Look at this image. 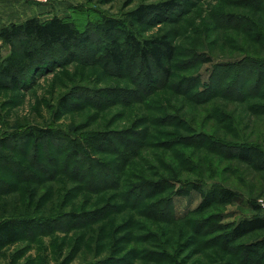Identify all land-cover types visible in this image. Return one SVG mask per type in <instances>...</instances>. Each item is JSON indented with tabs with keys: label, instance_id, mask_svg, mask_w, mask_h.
I'll return each instance as SVG.
<instances>
[{
	"label": "rangeland",
	"instance_id": "1",
	"mask_svg": "<svg viewBox=\"0 0 264 264\" xmlns=\"http://www.w3.org/2000/svg\"><path fill=\"white\" fill-rule=\"evenodd\" d=\"M12 1L28 9L26 13L20 11L24 15L71 19L80 29H87L93 41L77 56L64 57L57 51L50 68L34 71L32 77L28 73L26 87L0 88V139L16 128L30 127L56 128L67 137L60 145L49 140L39 143L41 161L54 164L48 161L49 152L59 163L53 170L67 171L50 182L38 186L20 182L22 171L14 173L9 165L3 167L9 170L0 171V178L9 182L6 186L12 184L0 192V219L11 213L17 217H51L60 208L83 211L106 202L114 205L95 223L70 229L38 226L4 246L0 264H254L251 254L243 250L261 240L264 231L233 242L229 241L228 231L244 217L264 215V166L238 156V148L243 146L264 150V99L260 96L264 86L256 87L258 66H253L255 77L237 98L231 95L196 100L192 96L196 90L186 93L180 80L192 76L201 89L218 62L236 60L245 50H256L264 60L263 0H188L179 13L141 26L139 31L144 36L164 32L171 35L178 54L168 84L149 94L142 92L138 100L133 86L134 80L144 82L138 70L145 73L143 63H138L135 70L123 69L118 75L115 68L107 69L102 59L96 61L101 57L97 45H102L97 21L103 15L122 18L141 2L161 0ZM250 15L254 23H259L262 42L247 33L251 25L243 19ZM22 16H18V22L24 20ZM10 50L3 47L2 55ZM203 56H212L214 61L190 62ZM247 74L252 78L249 70ZM112 131L122 132L127 140L115 139L113 151L96 154L100 159L123 164L119 153L130 152V161L119 171L120 192L113 188L80 190L83 180L76 178L93 169L85 162L84 153L79 156L82 172H74L73 156L67 165L68 139L87 140L88 135ZM134 143L140 147L135 148ZM24 157L19 153L17 159L25 166ZM160 180L173 182L172 189L149 193L148 181ZM194 181L208 192L207 199L198 190L178 194L184 182ZM218 185L231 188L234 199L215 201L210 192ZM51 188L54 196L46 198ZM169 195L172 202L165 207L163 199ZM160 204V215L168 218L154 215ZM255 204L260 207L258 212Z\"/></svg>",
	"mask_w": 264,
	"mask_h": 264
},
{
	"label": "trees",
	"instance_id": "2",
	"mask_svg": "<svg viewBox=\"0 0 264 264\" xmlns=\"http://www.w3.org/2000/svg\"><path fill=\"white\" fill-rule=\"evenodd\" d=\"M187 3L188 0L141 2L125 13L122 18L103 15L97 21V30L102 35V45H97L99 51H101V57L97 58L96 61L102 59L105 67L107 69H110V67L115 68L116 72H113L118 73V75L121 74L123 69L135 70L138 65L143 63L145 73L140 69L138 70L143 74L144 82L134 80L135 84L133 86V94H135L137 100L140 99L139 96L142 92L149 94L168 84L173 73L172 63L178 54V46L167 32L144 36L141 35L139 28L143 25L150 26L162 22L166 17L179 13L186 7ZM263 9L264 6L262 5L260 11L263 12ZM243 20V23L249 22L251 25L247 32L250 38L253 37L252 39L262 42L261 32L257 29V27L260 28L259 23L253 22V16L250 15L249 18ZM0 41V88L11 86L19 88L21 86L26 87L27 81L30 80L29 76L32 77L34 71L35 73L43 72L50 68L49 65L53 63V59H57L55 54L57 51L62 53L64 57L77 56L80 49H86L93 38L87 29H80L71 19L58 15L43 19L36 15L30 16L21 22L5 24L0 30ZM5 46L10 47L11 50L9 53L2 55L1 49ZM244 53L236 60L218 62L209 72V78L201 89L197 88L198 83L191 79L192 76L182 77L180 81L181 84L185 85V92L188 93L189 90L195 89L196 93L192 96L196 100H207L212 97L220 98L221 96L228 98L234 96L237 98V95L242 94L241 91L247 88L248 82L254 79V65L258 66V74L256 73L255 79L259 84H256V87L258 85L262 89L264 86V60L259 58L260 55L256 50H245ZM199 61L207 63L213 62L214 59L212 56H203L202 59L194 57L190 60L193 63L192 65ZM248 70L252 78L247 74ZM139 71L138 75H140ZM28 73L29 76H27ZM260 96L264 99V93H261ZM66 138L59 129L52 127L16 128L0 139V171L9 170L3 168L9 165L11 172H23L22 178L19 179L20 182H24V180L34 182L37 186L44 184L46 181H52L54 176L59 173L67 174L64 168L62 170L57 169V171L53 170L56 169L59 163L57 159L50 157L49 152H46L48 161L49 163L53 161L54 164H48L46 161L42 162L40 159L41 149H39L40 142L49 140L60 145ZM115 139L121 142L127 140L122 132L115 131L100 133V135H88L87 140L80 138L78 140L68 139L67 165L71 162L73 156L75 158L73 159L75 161L74 172H82L83 164L80 163L79 156L84 153L85 162L93 169L76 178L80 181L83 180L82 185L79 184L78 186L80 190L88 188L87 190L100 191L113 188L115 191L120 192L122 181L121 172L119 171L122 165L130 161V152L126 150L119 153L122 155L123 160L120 163L123 164H115L113 160L100 159L102 157L96 154L98 152L113 151L111 146L115 144ZM132 146H135V148L140 147L139 143H134ZM126 147L130 148L129 145ZM2 149L10 151L11 154L1 152ZM238 149L239 158L242 157L245 161L256 166H264L263 149L256 146H243ZM19 153H23L25 156L23 159L27 160L25 166L24 162L17 159ZM47 167H51L50 169L53 172H50L51 170L49 171ZM27 174L29 176L25 178ZM13 177L18 179L14 174ZM176 180H179V178ZM8 183L3 177L0 178L1 193L11 187L10 184L12 183L6 186ZM172 183L169 180L167 183H163L161 180L160 182L148 181L149 193H164L166 190L172 189ZM130 184L128 183V185ZM193 190L200 191L205 199L209 196L208 192L203 190L201 184L195 181L191 183L184 182L183 187L179 188L178 194L189 195ZM212 191L210 193L215 195L214 200L219 202L232 201L236 196L235 192L226 186L218 185ZM53 194L51 188L46 193V198L54 196ZM123 199L126 201L127 198ZM163 202L165 207H169L172 202L170 195L166 199L164 198ZM113 205L106 202L100 207L83 211H63L60 208V211L51 217L50 215L17 217L11 213L8 217L0 219V250L4 246L21 239L25 233H31L38 226H57L58 228L70 229L78 225L95 223V221L103 218L113 208ZM160 206L161 204L156 206L155 216L160 217L162 215L159 211ZM259 208L258 205H254L256 212L259 211ZM162 217L168 218L169 216L162 215ZM220 227L222 229L223 226L220 225ZM259 231H264V215L257 213L252 217H244L234 222L228 231L229 241L233 242ZM243 251L246 254H251V260L254 264H264V236ZM88 264L96 263L91 262Z\"/></svg>",
	"mask_w": 264,
	"mask_h": 264
},
{
	"label": "crops",
	"instance_id": "3",
	"mask_svg": "<svg viewBox=\"0 0 264 264\" xmlns=\"http://www.w3.org/2000/svg\"><path fill=\"white\" fill-rule=\"evenodd\" d=\"M20 4H21L20 2H15L12 0H0V30L5 24H8L10 22H18V19L20 18L18 16L23 15L22 17H24V20L30 16H36V15L40 16L39 14L36 13H33L31 15L30 14L24 15V13H26L28 9L25 11L24 9L25 6L20 8L19 7ZM20 11H23L24 13L23 12L20 13Z\"/></svg>",
	"mask_w": 264,
	"mask_h": 264
},
{
	"label": "built area",
	"instance_id": "4",
	"mask_svg": "<svg viewBox=\"0 0 264 264\" xmlns=\"http://www.w3.org/2000/svg\"><path fill=\"white\" fill-rule=\"evenodd\" d=\"M41 1H44V0H41Z\"/></svg>",
	"mask_w": 264,
	"mask_h": 264
}]
</instances>
